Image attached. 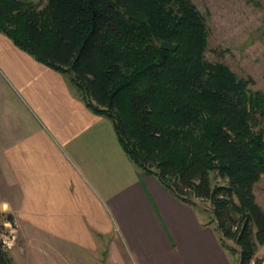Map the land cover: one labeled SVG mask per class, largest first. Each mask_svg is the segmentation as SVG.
Here are the masks:
<instances>
[{
    "label": "trees",
    "instance_id": "trees-1",
    "mask_svg": "<svg viewBox=\"0 0 264 264\" xmlns=\"http://www.w3.org/2000/svg\"><path fill=\"white\" fill-rule=\"evenodd\" d=\"M0 33L67 77L139 171L184 204L209 203L231 264H264V91L206 58L192 0H0ZM7 222L0 264H13Z\"/></svg>",
    "mask_w": 264,
    "mask_h": 264
},
{
    "label": "crops",
    "instance_id": "crops-1",
    "mask_svg": "<svg viewBox=\"0 0 264 264\" xmlns=\"http://www.w3.org/2000/svg\"><path fill=\"white\" fill-rule=\"evenodd\" d=\"M66 78L0 33V215L23 239L54 243L34 248L61 264L73 261L69 250L100 262L110 239L120 264H231L197 208L139 171Z\"/></svg>",
    "mask_w": 264,
    "mask_h": 264
},
{
    "label": "rangeland",
    "instance_id": "rangeland-1",
    "mask_svg": "<svg viewBox=\"0 0 264 264\" xmlns=\"http://www.w3.org/2000/svg\"><path fill=\"white\" fill-rule=\"evenodd\" d=\"M38 4L40 0H33ZM196 7L207 18L209 26L210 40L206 58L210 62H219L227 65L235 74L241 78H251L254 80L255 91H264V0H192ZM69 82V79L66 78ZM7 83L0 79V89H4L5 97ZM76 92V88L69 83ZM3 98V95H1ZM0 97V117L3 107ZM13 101V99H12ZM11 125L16 126V121H11ZM3 126L0 121V131ZM1 133V132H0ZM255 195L260 206L264 209V179L256 187ZM197 212L205 225L211 223L212 208L209 203L197 201ZM4 234L7 235L9 247L6 250L9 256L15 259L16 264H61L60 254H43L36 251V246L41 243L53 245L45 238L29 237L23 239L20 235V225L14 223H4ZM210 227H213L210 226ZM106 242V252L94 259L89 253L78 254L72 252L73 261L69 264H120L118 255H111L114 248V240ZM34 248V249H33ZM65 255V254H64ZM117 256V257H116ZM264 259V248L258 254ZM58 259V260H57ZM81 259V260H80ZM13 260V259H12Z\"/></svg>",
    "mask_w": 264,
    "mask_h": 264
},
{
    "label": "built area",
    "instance_id": "built-area-1",
    "mask_svg": "<svg viewBox=\"0 0 264 264\" xmlns=\"http://www.w3.org/2000/svg\"><path fill=\"white\" fill-rule=\"evenodd\" d=\"M2 238H3V241H4L5 247H9V243L7 242V239H6L7 235H3Z\"/></svg>",
    "mask_w": 264,
    "mask_h": 264
}]
</instances>
